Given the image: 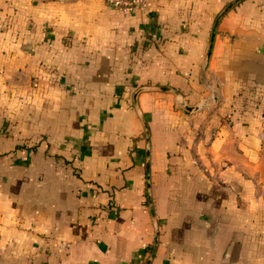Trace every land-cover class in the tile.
<instances>
[{"label": "crops", "instance_id": "0c3cea01", "mask_svg": "<svg viewBox=\"0 0 264 264\" xmlns=\"http://www.w3.org/2000/svg\"><path fill=\"white\" fill-rule=\"evenodd\" d=\"M231 1L0 0V264H264V0Z\"/></svg>", "mask_w": 264, "mask_h": 264}, {"label": "built area", "instance_id": "2783aa9c", "mask_svg": "<svg viewBox=\"0 0 264 264\" xmlns=\"http://www.w3.org/2000/svg\"><path fill=\"white\" fill-rule=\"evenodd\" d=\"M111 7L123 11H129L143 7L146 0H105Z\"/></svg>", "mask_w": 264, "mask_h": 264}, {"label": "trees", "instance_id": "16d2710c", "mask_svg": "<svg viewBox=\"0 0 264 264\" xmlns=\"http://www.w3.org/2000/svg\"><path fill=\"white\" fill-rule=\"evenodd\" d=\"M251 88H249L250 90ZM254 90L252 89L251 93L248 95H244L243 92L239 94V104L234 108V111L242 112V110H246L249 107H253L254 105L257 104V102L260 99V96L255 94ZM255 96H254V95Z\"/></svg>", "mask_w": 264, "mask_h": 264}, {"label": "water", "instance_id": "95a60500", "mask_svg": "<svg viewBox=\"0 0 264 264\" xmlns=\"http://www.w3.org/2000/svg\"><path fill=\"white\" fill-rule=\"evenodd\" d=\"M236 1H238V0H233V1H231L223 10H226L227 8H229L231 5H233ZM220 15V14H219ZM217 20H218V18H216V20H215V22H217ZM215 26H216V23L214 24V28H215ZM213 33H214V29H213V32H212V35H213ZM213 37V36H212ZM160 88H164V89H170V87H167V86H163V87H160ZM140 90H142V87H139L138 89H136V91L134 92V94H133V99H134V104L136 105L137 103H136V101H137V94H138V92L140 91ZM146 126V125H145ZM146 137H147V140H148V130H147V127H146ZM147 167H148V163H147ZM147 173H148V170H147ZM149 175H147V187H148V190H147V195H148V200H149V202H150V205H151V200H150V192H149ZM156 242H157V233L155 234V239H154V246H155V244H156ZM154 248V247H153ZM152 255H153V250H152V252H151V254L149 255V257H148V259H147V261H146V263L145 264H149L150 263V260H151V258H152Z\"/></svg>", "mask_w": 264, "mask_h": 264}]
</instances>
